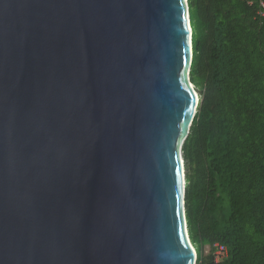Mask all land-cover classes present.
Masks as SVG:
<instances>
[{"label": "water", "instance_id": "95a60500", "mask_svg": "<svg viewBox=\"0 0 264 264\" xmlns=\"http://www.w3.org/2000/svg\"><path fill=\"white\" fill-rule=\"evenodd\" d=\"M189 0H0V264H197Z\"/></svg>", "mask_w": 264, "mask_h": 264}, {"label": "trees", "instance_id": "16d2710c", "mask_svg": "<svg viewBox=\"0 0 264 264\" xmlns=\"http://www.w3.org/2000/svg\"><path fill=\"white\" fill-rule=\"evenodd\" d=\"M189 8L201 100L183 154L197 264H264V9L261 0ZM217 243L228 249L218 259Z\"/></svg>", "mask_w": 264, "mask_h": 264}, {"label": "built area", "instance_id": "2783aa9c", "mask_svg": "<svg viewBox=\"0 0 264 264\" xmlns=\"http://www.w3.org/2000/svg\"><path fill=\"white\" fill-rule=\"evenodd\" d=\"M261 6L264 9V0H261ZM260 14L264 16V11L261 10ZM216 246H217V250H216L217 259L219 258V256L226 254L228 252V249L224 244L217 243Z\"/></svg>", "mask_w": 264, "mask_h": 264}, {"label": "rangeland", "instance_id": "374dc122", "mask_svg": "<svg viewBox=\"0 0 264 264\" xmlns=\"http://www.w3.org/2000/svg\"><path fill=\"white\" fill-rule=\"evenodd\" d=\"M209 249H210L209 247H206V252H208V251H209Z\"/></svg>", "mask_w": 264, "mask_h": 264}]
</instances>
